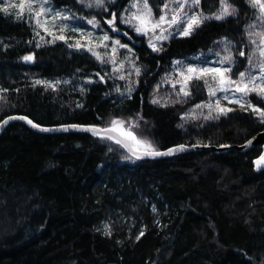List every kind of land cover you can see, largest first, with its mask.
Returning a JSON list of instances; mask_svg holds the SVG:
<instances>
[{"label": "trees", "instance_id": "1", "mask_svg": "<svg viewBox=\"0 0 264 264\" xmlns=\"http://www.w3.org/2000/svg\"><path fill=\"white\" fill-rule=\"evenodd\" d=\"M227 1L235 15L209 19L160 52L130 32L136 42H124L133 47L140 74L134 92L124 97L101 81L105 72L92 54L64 42L38 46L32 25L0 12V123L20 115L45 127L108 128L120 119L157 151L246 143L264 132L252 111L188 117L207 98L202 79L191 83L187 96L152 103L175 60L207 52L221 39L238 41L245 51L257 11L248 0ZM52 2L77 13L84 9L76 0ZM200 6L213 15L221 0H201ZM31 54L34 61L23 59ZM244 67L241 62L237 72ZM38 79L67 86L53 89ZM251 100L264 110L263 97ZM138 147L146 150L144 143ZM262 151L140 160L111 139L41 134L13 123L0 136V264H264V171L254 166ZM109 213L124 217L126 229L100 231Z\"/></svg>", "mask_w": 264, "mask_h": 264}, {"label": "rangeland", "instance_id": "2", "mask_svg": "<svg viewBox=\"0 0 264 264\" xmlns=\"http://www.w3.org/2000/svg\"><path fill=\"white\" fill-rule=\"evenodd\" d=\"M78 5H81L84 9L80 12L77 13L73 11L69 7H59L56 6L52 0H41L45 4L46 8H51L52 12H45L43 15L39 17L41 24L44 25V27H47L49 31H52L54 35H65L66 37H76L79 38L81 36V32H73L72 28H77L81 29L83 31V34L85 36L88 35V33L92 34V43L89 45L92 49L93 52H98L104 59V63H102L100 60L97 59L95 55H93V52L88 51L85 48L81 49H76L74 47H70L74 50L77 51H84V52H89L92 54L100 63V65L103 67V70L105 72L104 75L102 76L104 79L101 80L103 83L110 81L113 84L115 92L118 93L120 97L124 96H130L136 88L137 82H136V77L137 74L132 67V64L135 63L136 67L139 68L137 64V59H135V53L133 50V47L130 45L129 42H124L125 39H129L133 42H136L134 37H131L129 35L130 32L133 33V35L138 36V37H145L147 40V45L148 47L153 50L149 46V41L152 40L153 43L157 44V47L159 48L158 51L155 52H160L162 49L163 45L170 41L172 38L175 37H185L179 35L177 29L178 28H183V24H178V25H173L171 28V36L168 40H163V41H156L154 39V36L149 34V35H140L134 31L132 27H130L127 24H124L121 22V18L123 16H127L129 13L132 11H135L132 7L133 4H136L139 2L141 8L143 7V0H132L128 6H120L118 4V0H115L114 3H110L109 7L107 10L103 9H96L95 7L93 8H88L86 6L87 0H84L82 3L81 0H76ZM251 5H252V0H248ZM25 0H0V8L8 6V5H20L21 3H24ZM108 0H106V3ZM168 3L169 4V9L166 11H170L172 8H175L178 6V0H148V4L152 9L153 15L158 18L161 15L160 9L162 8L163 4ZM189 3H191V0H189ZM228 3V1H227ZM229 4V3H228ZM201 0L200 4L197 7H194L191 9V12H197L201 13ZM230 5V4H229ZM39 5L35 4L33 5L34 10H38ZM222 7V5H221ZM220 7V9H221ZM231 7H233L231 5ZM234 8V7H233ZM257 11V18L254 20L252 25H255V27H249V33H252V35H248L247 43H246V48H244L245 51H243L240 47V43L238 41L232 40V39H221L217 42V44L209 51L207 52H201L196 55L190 56L186 59L182 60H175L172 68L165 74L155 92V99L158 100V104H164L166 102H169L170 98H178V97H184L187 96L190 93V86L191 83L196 80V79H202L205 86L207 88V98L205 101L198 103L197 105H200V107H193L189 112H188V117H195V116H203V117H208L209 112L211 111V118L219 115L220 114L218 111L217 106L215 105L214 101L217 98H220V106L224 108H230L232 111L236 109H243V110H248L254 112L257 116L259 114L253 110L252 107L249 105L255 106L256 109H260L259 106L255 105L252 100H251V95L256 94L264 98V95H261L259 92V89L257 91L250 92L247 96H244V107L241 108L240 104L237 103H229L227 100L222 99V97L226 94L222 91H216L215 96H211L210 92L216 88L219 87L217 79H213L215 74H205L202 77H197L194 76L193 74H187L186 76L180 75V73L185 72V70L189 66H194L197 68H228L231 67V72L226 73V76H230L232 80L237 81L239 83V73L244 72L245 73V81H247L249 77V73L252 75H260V68L258 65L261 62H264V56L260 55V47H258L259 42L262 38L260 35H256V33H264V16H262L260 7H254ZM185 12H189V7L185 6L184 9ZM220 11V10H219ZM219 11L216 13L218 14ZM6 16H9L15 20L18 21H25L28 22L30 25H32L34 32H35V38L38 43V46L42 45H51L55 44L57 42H64L69 46V44H74L75 40L74 39H69L67 43L63 40L59 39H53V35H49L48 32L44 31V28H42L39 24L36 23V17L34 12L30 13L25 9L23 13L20 12V9L18 7H9L8 13H4L3 11H0ZM56 12L63 13L67 15L69 18L68 19H62V18H57L56 20H52L51 16L55 14ZM115 12L116 14V27L119 29V31H112L111 26L107 24V20L111 19L112 13ZM203 15H206L202 12ZM213 15H206V16H213ZM45 17H48L47 20H45ZM95 17V19L98 21V26L93 27V25H90L87 23L88 20L92 19ZM231 16L225 17L229 18ZM214 19V18H213ZM207 21V20H206ZM205 22V21H204ZM53 25L56 26V28H53ZM60 25H67V30H65L63 33L59 31V26ZM202 25V24H201ZM251 25V26H252ZM167 25H165L166 27ZM200 26V25H199ZM199 26H194L193 30L191 31V34L193 31L199 27ZM39 33V35H37ZM107 33V35L110 37V39L106 42L102 41L100 38ZM156 34H159V29L156 30ZM190 34V35H191ZM124 35V36H121ZM165 35H168L166 32ZM189 36V35H188ZM43 37V39H41ZM115 39H119L121 44H125L128 47L127 48H120L118 46H115L113 44V41ZM255 40L257 41L256 44H253L252 41ZM81 44H88L89 41L86 39H82ZM106 44L108 47L105 48L103 46H98V45H103ZM117 47V51L114 55V59H116L117 64L115 67L119 69L120 63H123L124 67L122 69H119V71H114L113 70V65L112 63L109 62V56L111 54V48L112 47ZM129 48L131 49V52H129ZM256 52V55H253V52ZM240 52H244V55L241 56ZM229 53L232 55V61L231 62H224L221 63V61L224 60L225 56H228ZM239 57H242V60H240ZM249 59H251V65L249 64ZM179 62V63H177ZM241 62H245V67L242 71L237 72V67L241 65ZM120 75L124 76V79H120ZM36 81H44L46 83H41L39 85L43 86H48V83L55 84V89L59 88L60 86L66 85L67 82H64L62 80L58 82H53V81H46L42 79H38ZM175 85V87H173ZM67 86V85H66ZM181 88L184 89V91H181ZM119 89V91H117ZM129 89H131V92L129 93ZM188 93V94H185ZM2 92L0 91V95ZM232 91H229L227 95L229 97L232 96ZM236 97L239 98L243 96V93H235ZM208 104H212V109H209L207 107ZM232 111L227 112L230 113ZM260 117V116H259ZM210 119V118H209ZM123 128L125 129V124L123 125ZM127 129V128H126ZM145 149V148H144ZM154 207V206H153ZM156 213V211H155ZM124 217H121L120 214L118 213H109L108 216L100 223L99 225V230L102 231L104 234H106V231L110 229L111 235L116 231V229H126L124 224ZM119 231V230H118ZM145 228L144 226L141 228V232H144Z\"/></svg>", "mask_w": 264, "mask_h": 264}, {"label": "snow or ice", "instance_id": "3", "mask_svg": "<svg viewBox=\"0 0 264 264\" xmlns=\"http://www.w3.org/2000/svg\"><path fill=\"white\" fill-rule=\"evenodd\" d=\"M81 2L83 3L84 0H81ZM115 0H108V2L106 3V0H87L86 6L88 8H93L95 7L96 9H103V10H107V8L109 7L110 3H114ZM38 4V10H34L33 5ZM200 4V0H191V3H189V0H178V6L175 8H172L170 11H166L169 9V4L165 3L163 4L162 8L160 9L161 11V15L156 18L153 13H152V9L148 4V0H143V7L141 8L139 2H137L136 4H133L132 7L134 9H136L135 11H132L131 13H129L127 16H123L121 18V22L124 24L129 25L130 27H132L134 29V31L140 35H153L154 39L156 41H163V40H168L171 36V28L173 25H178V24H183V28H178L177 31L179 33V35L181 36H188L191 34V31L193 30L194 26H199L201 24L204 23V21L209 20V19H216V20H223L225 17L228 16H233L236 13V9L231 7V5H229L227 3V0H221V9L219 11L218 14H215L214 17L213 16H206L203 15L202 12L201 13H197V12H191V9L194 7L199 6ZM185 6L189 7V12H185ZM252 6L253 7H260L262 16H264V0H252ZM9 7H18L20 9V12L23 13L25 11V9H27L28 12L32 13L34 12L35 17H36V23L39 24L42 28H44L45 32H48L49 35H53V39H59V40H63L67 43V41L69 39H74L75 43L74 44H69V47H74L76 49H81V48H85L90 52H93V49L89 46L92 43V34L88 33L87 36H85L83 34V31L81 29H77V28H72L73 32H81V36L79 38L76 37H66L65 35L61 34V35H54V33L52 31H49V29L47 27H44L43 24H41L39 17L41 15H43L45 12H52L51 8H46L45 4L43 2H41V0H25L24 3H21L20 5H8L5 7L0 8V11H3L4 13H8L9 11ZM62 18V19H68L69 17L63 13H59L56 12L55 14H53L51 16L52 20H56L57 18ZM48 17H45V20H47ZM116 14L115 12L112 13V17L111 19L107 20V24L109 26H111V30L112 31H119V29L116 27ZM88 24L93 25V27H97L98 26V21L95 19V17H93L92 19L87 21ZM165 25H167L165 27ZM67 25H60L59 26V31L61 33H63L65 30H67ZM250 27H255V25H252ZM53 28L55 29L56 26L53 25ZM159 29V34H156V30ZM168 33V35H165V33ZM37 35H39V33H37ZM249 35L251 36L252 33H249ZM256 35H260L262 37H264V33H256ZM41 39H43V37H41ZM82 39H86L89 41L88 44H81V40ZM102 41L106 42L110 39V37L107 35V33H105L102 38H100ZM253 44H256L257 41L253 40L252 41ZM113 44L115 46H118L120 48H127L128 46L125 44H121L119 39H115L113 41ZM98 46H103L105 48H107L108 46L106 44L103 45H98ZM112 47L111 48V54L109 56V62L112 63L113 70L114 71H119V69H122L124 67L123 63H120L119 65V69H117L115 67V65L117 64L116 59H114V55L117 51V47ZM149 46L153 49V51H158L159 48L157 47V44L153 43L152 40L149 41ZM258 47H260V55L264 56V38H262L259 42ZM129 52H131V49L129 48ZM257 53L254 51L253 55H256ZM93 55H95L97 57L98 60H100L102 63H104V59L103 57L98 53V52H93ZM240 55L243 56L244 52H240ZM23 59L25 61H34L35 57L34 54L31 55H26L23 57ZM232 61V55L231 53H229L228 56L224 57V60L221 61V63L224 62H231ZM179 63V62H177ZM249 64L251 65V59H249ZM132 67L134 68L135 72L137 75L140 74V69L138 67H136L135 63L132 64ZM258 67L260 68V75H252L251 73H249V79L247 81H245V73L244 72H240L239 73V83H237V81L232 80V78L230 76H226V73L231 72V67L228 68H197L194 66H189L185 72L180 73V75L182 76H186L187 74H193L194 76L197 77H202L205 74H215V76L213 77V79H217L218 85L219 87L212 90L210 92L211 96H215L216 91H222L224 93H226L222 99L227 100L229 103H237L240 104L241 108L244 107V96H247L250 92L253 91H257L259 89V92L261 95H264V62H261ZM97 75H99V73H97ZM120 79H124L123 75H120L119 77ZM101 80H103L104 78L101 76L100 77ZM37 84H41V83H46L44 81H36ZM207 83V81L205 82ZM49 87H52L53 89H55V84H51L48 83ZM173 87H175V85H173ZM3 91V90H0ZM117 91H119V89H117ZM181 91H184L183 88H181ZM229 91H232V96L229 97L227 95V93ZM131 92V89H129V93ZM243 93V96L237 98L235 93ZM188 94V93H185ZM3 97H0V99H2ZM158 100H153L152 103H158ZM215 105L218 108V111L220 114H227V112L232 111V109L230 108H224L222 106H220V98H217L214 101ZM250 107L253 108L254 111H256L260 118H261V122H264V110H260V109H256L255 106L249 105ZM197 107H200V105H197ZM207 107L209 109H212V104H208ZM206 118H211V111L208 114V117ZM218 118V117H217ZM11 119H21V120H27V122L29 124H32L33 127H39V125L33 124V122L31 120H28L27 117L24 116H20V117H15V116H9L7 119H5L3 121V124H7L8 120ZM124 121L120 120V119H114L112 121V125L109 128H105L99 131L93 130V129H88V130H92L93 134L100 136L101 139L107 138V139H116L114 136L111 135L112 132H120L121 135L127 136L128 138L132 139L133 141H135L136 143H144L146 151L145 154L149 155V156H160V155H168L171 154L172 152L176 151L177 149H169L168 152L166 153H162L157 151L151 144V142L149 141H140L139 139H137L136 135L131 132L128 129H124L123 125H124ZM135 126V125H133ZM79 125H70V126H66L64 130H68V128H79ZM45 131H48V129H44ZM122 141L119 139H116V143H121ZM248 143H251V141H249ZM179 150H184L185 146L184 145H180L178 146ZM139 158V157H138ZM262 162H264V155L260 156L256 161V165H260ZM106 235H111V231L110 229L108 231H106ZM141 235H143V233H141ZM139 238V237H138Z\"/></svg>", "mask_w": 264, "mask_h": 264}, {"label": "water", "instance_id": "4", "mask_svg": "<svg viewBox=\"0 0 264 264\" xmlns=\"http://www.w3.org/2000/svg\"><path fill=\"white\" fill-rule=\"evenodd\" d=\"M15 117H20V115H15ZM7 118H5V119H7ZM28 120H31V119L28 118ZM3 121L0 123V136L3 134L5 129L9 125H11L13 123H23L28 128H30L32 131L37 132V133H41V134H59V133H68V132H81V133H88V134H90V135H92L94 137H100L98 135L93 134V131L92 130H88V129H93V130H96V131L105 129V128L100 127V126H83V125H79L80 126L79 128H68V130H64L66 126H70V125H61V126H56V127H45V126L39 125V127H33L32 124H29L27 122V120L11 119V120H8L7 124H3ZM33 124L38 125L35 122H33ZM44 129H48V131H45ZM111 135L114 136L116 139H119V140L122 141L121 143H119V145L129 155H131L132 157H134L136 159H140V160H145V159H154V160L165 159V158H169V157H171L173 155L186 154V153L199 152V151H213L216 154H219V153H226V152H229L231 150H236V151H239L241 153H245V152H248L251 149H253L255 147H258V146L262 147V150H263L261 156L264 155V132H261V133L255 135V136H253L252 138H250L243 145H236V146L224 145V146L217 147V146H210V145L194 144V145H184L185 148L182 151L179 150L178 146H180V145H178V146H174V147L169 148V149H177L176 151H174V152H172L171 154H168V155H160V156H149V155H146L145 154L146 150L139 149L138 143H136L132 139L128 138L127 136L121 135L120 132H115L114 131V132L111 133ZM116 139H111V140L116 142ZM249 141H251V143H248ZM169 149H166V150H163V151H159V152L166 153V152H168ZM254 166H255V169L258 172H263L264 171V162H262L259 166L256 165V163L254 162Z\"/></svg>", "mask_w": 264, "mask_h": 264}, {"label": "bare ground", "instance_id": "5", "mask_svg": "<svg viewBox=\"0 0 264 264\" xmlns=\"http://www.w3.org/2000/svg\"><path fill=\"white\" fill-rule=\"evenodd\" d=\"M243 145V144H242ZM236 146V145H235Z\"/></svg>", "mask_w": 264, "mask_h": 264}]
</instances>
